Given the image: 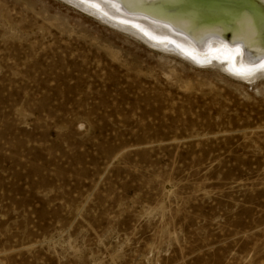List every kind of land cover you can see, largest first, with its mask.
<instances>
[{
	"label": "rangeland",
	"instance_id": "rangeland-1",
	"mask_svg": "<svg viewBox=\"0 0 264 264\" xmlns=\"http://www.w3.org/2000/svg\"><path fill=\"white\" fill-rule=\"evenodd\" d=\"M138 40L0 0V264H264V80Z\"/></svg>",
	"mask_w": 264,
	"mask_h": 264
},
{
	"label": "bare ground",
	"instance_id": "bare-ground-1",
	"mask_svg": "<svg viewBox=\"0 0 264 264\" xmlns=\"http://www.w3.org/2000/svg\"><path fill=\"white\" fill-rule=\"evenodd\" d=\"M62 1L150 48L174 53L196 66L218 67L242 81L264 80V50L253 41L256 33L264 32V0H170L181 9L176 13L179 18L169 20L170 26L154 18L149 20L145 16L152 10L149 5L138 7L140 2L155 0ZM160 3L168 6L165 1ZM219 19L236 34L230 44L211 37L212 31L218 29L208 26ZM228 20L231 22L227 23ZM188 25L190 33L186 32Z\"/></svg>",
	"mask_w": 264,
	"mask_h": 264
},
{
	"label": "water",
	"instance_id": "water-1",
	"mask_svg": "<svg viewBox=\"0 0 264 264\" xmlns=\"http://www.w3.org/2000/svg\"><path fill=\"white\" fill-rule=\"evenodd\" d=\"M161 1H165V3L168 4V6H166L165 4L162 5L160 3ZM166 1L167 0H155V1H149V2L148 1H143V2H140L138 4V7L141 8L144 5L145 6L149 5L152 8V10L149 11V12H146L145 16L149 20L154 18V19H157V21H159V22L165 23L166 26L167 25L170 26L169 20H172L174 18H179L176 13H178V11L181 10V9H179V6L177 4H172L170 0L167 1L168 3ZM159 19H161V20H159ZM229 22H231V20L227 21V23H229ZM204 23H208V22H204ZM199 24H201V23H199ZM224 24H223V20L219 19L218 22H215V21L214 22H210L208 27L209 28L215 27V28L218 29V30L215 29V31H212V36L211 37L213 39H217V40L220 39L222 42L230 44L232 42V38L235 37L236 34H234V33L232 34V31L230 29H228L227 27L223 26ZM190 27H191V25H188L186 27V29H187L186 32L187 33H190V32H188ZM263 34H264V32H263ZM263 34L256 33V36H254V38H253L254 39L253 41H256V43H259V45H260L259 49L260 50H264V36H263ZM249 46H250V48H253L254 45H252L250 43Z\"/></svg>",
	"mask_w": 264,
	"mask_h": 264
}]
</instances>
